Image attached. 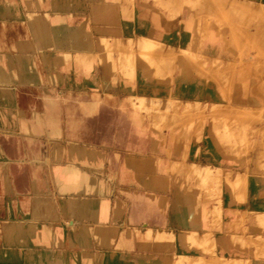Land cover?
Segmentation results:
<instances>
[{
    "label": "rangeland",
    "instance_id": "374dc122",
    "mask_svg": "<svg viewBox=\"0 0 264 264\" xmlns=\"http://www.w3.org/2000/svg\"><path fill=\"white\" fill-rule=\"evenodd\" d=\"M16 1L17 13L0 15V58H6L0 68L15 104L0 105V116L15 121L0 127V151L24 157L28 180L22 188L1 151L0 197L12 198V221L27 233L33 223L49 242L42 249L28 247H40L38 237L8 243L2 233L11 220L0 219V264H264V203L262 210L246 209L251 190L254 205L264 198V0ZM39 16L45 18L39 32L65 17L80 31L76 39L64 31L51 36V46L38 44L28 22ZM56 53L65 56L50 68ZM21 55L31 58L36 84L19 82ZM184 85L202 90H179ZM49 94L63 95L59 137L45 123L19 135V119L45 121ZM78 95L93 100L94 140L65 127L62 108ZM60 137L58 160L53 150ZM68 139L99 153L100 163L80 169L104 189L79 195L57 189L54 169L65 165ZM155 153H161L162 218L170 194L179 208L192 200L194 229L180 230V219L176 233L149 223L129 228L132 190L152 201L148 156ZM124 166L131 168L127 175ZM72 197L102 200L104 214L90 220L75 213ZM81 230L89 231L92 245H81ZM102 234H109L106 245Z\"/></svg>",
    "mask_w": 264,
    "mask_h": 264
},
{
    "label": "crops",
    "instance_id": "0c3cea01",
    "mask_svg": "<svg viewBox=\"0 0 264 264\" xmlns=\"http://www.w3.org/2000/svg\"><path fill=\"white\" fill-rule=\"evenodd\" d=\"M17 1L15 0H0V15H6L9 12H13V14L17 13L18 10L15 7L17 4H15ZM43 17V16H42ZM43 20V18L39 17H35L34 19L32 18L29 22H28V28L30 29L31 33L33 34V37L35 38L36 42H38V44L41 45H45V46H51V36L53 34H60L63 33L64 31H70L72 34V37H74L76 39L77 34L79 33L80 29L75 28L72 26V21L73 18L70 17H65L62 18L61 20H56L53 21L54 23H56L57 25H45V29L42 30L41 32H39V27L41 26V22L39 20ZM65 39V38H63ZM68 39V38H67ZM62 40V37L59 38V41ZM78 43H74L73 45H76ZM81 45V43H79L77 46ZM29 45L26 46H22L21 49L23 50V48H27ZM80 47V46H79ZM60 54V53H56L55 55ZM0 59H6L5 57H2ZM22 65V70L23 73L19 74V82H23V84L25 85H31V84H36L37 78L34 77V73L33 71H31V58L30 57H26V56H19L18 59ZM7 79H8V73H5L3 71H1L0 68V105H10L13 106L15 105L14 103H12L11 100V96H10V92L8 89H6V83H7ZM182 91H200L202 90L201 88L198 87H191L188 85H184L183 87H181ZM61 95V94H57L56 96ZM46 100H45V106L47 108L46 113H45V121L43 120V118H36L34 116V120H37L39 122H41L42 124L45 123V125L47 126V128L49 126H52L56 129L55 132H49L51 135H54L55 137H59L60 133H61V129H60V124L62 122L61 120V105L60 102L61 99L59 100H55L51 94L49 95H45ZM82 96L80 95L78 99H74V100H69L70 103L72 104V106L70 107H66L65 110L69 111V112H76L79 113V116L76 118L77 124H78V129H76L73 133L72 130L70 131V133L73 135L75 132H77V130H79L80 128L83 130V132H85V134L87 136H85L86 139H91L94 140L93 138H95V134H98V130H96V128L93 127V120H95V118L97 117V113L96 110L94 108V105L92 104L91 101H93L92 99H88L87 96H85L86 98H81ZM63 109V108H62ZM50 116H56L57 120L53 121L52 124H49L47 122L48 118ZM65 120H64V124L65 127L68 129L69 128V124L67 122L68 118L67 116L64 114ZM94 118V119H93ZM10 119V125H5L4 123H1L2 120H8ZM15 124V121L10 117V116H6V115H2L0 116V127H13ZM89 125L90 129L92 128L93 130L91 131H86V126ZM3 129V128H2ZM1 130V129H0ZM21 130V131H20ZM30 131H40V129L38 130H30ZM30 131H24L21 129V127L18 129L19 135H25V136H30L29 133ZM2 132V131H1ZM29 138V137H28ZM31 138V137H30ZM33 138V136H32ZM31 138V139H32ZM61 140L60 138H57L55 141V147H54V157H56L58 160H61L62 158V148L60 146L61 143H59ZM70 141H68L69 143V150L66 153V162L64 163L65 165H56L55 169H54V177H55V183L57 186V189L61 192L64 193H68V194H72V195H79V194H83L86 191H91V192H97L99 190H102L105 188V183L102 182V180H97L94 181L92 180V177L90 176L89 172H85L82 171L80 169V166L82 164L84 165H97L98 163H100L101 161V156L99 155V153H95L93 151L92 148H90L89 146H81L79 144H76V141H71V139H68ZM2 154H4V158L7 157L10 159V165H9V171L11 174H13L12 177H15V175H19V182L21 184V187L24 189H27V180H28V175H27V165L28 162L24 159V157L22 158H16L14 155V153L12 151L8 152L7 150H5V148L1 149ZM1 151H0V159L2 158L1 155ZM141 158V156H136ZM145 157V156H143ZM154 159V174L152 175V180L148 182L149 185H152L154 187V192L152 195V201L150 200V203H148L149 201H147V198L144 195V191L140 192L139 190H136L137 192L135 193L134 190H132L130 196L132 198V201L129 205L130 208V216L128 217V223L129 222H133V224L130 226L129 228H142L148 225L157 228V227H161L160 229H171L170 231H172L173 233L179 232L180 230H183L182 228L185 229H191L194 227V223L193 221L195 219H197V215L195 216L194 214L191 216V213H193V208L189 207L190 203H193L194 201L191 200V202L188 200L185 203H181L184 206H181L179 208V199L177 196H173L172 194L169 195V201L167 202V207H166V215H164V219L162 218L163 215L161 214L162 211H160L159 209V203L161 201V197L162 194L160 192H158L157 190H159L161 188L162 185V180H163V175L161 174V165L158 163L161 158V153L160 154H154L152 155V157L148 156V160ZM8 160V159H7ZM144 160H147V158L145 157ZM17 164V166L20 169H17L16 171L13 170L12 165L11 164ZM16 166V165H15ZM16 166V167H17ZM121 169L122 174L127 175L128 171L131 169L129 166H124ZM18 177V176H17ZM6 178V177H5ZM130 180H133V175H129ZM146 178V176H145ZM145 178H143L141 180V182H145ZM172 183V182H171ZM130 186L128 187H132L133 185L136 187H139L140 185L137 184H129ZM68 186V189H66L65 187ZM135 187V188H136ZM171 187H175V185H171ZM136 195V196H135ZM150 195V194H149ZM135 196V197H134ZM249 198H250V202L248 204V208H246L247 210H262L263 203H264V198H260L259 201L256 203V205H254V201H255V192L253 190H251V192H249ZM181 202V201H180ZM12 198H2L0 197V204H4V208L2 206H0V219H5V220H11V222L7 223L4 225V231L2 233V236H4V240L6 242H17L16 241V237H17V225L15 220L17 219V212L13 211V207H12ZM10 204V206H8ZM71 207L74 208V212L77 213L76 211H79V215H85V218L88 219H95L99 216H101L102 214H104L105 211V204L102 200H90V199H77L76 197H72V202H71ZM193 207V206H192ZM246 207V206H245ZM73 212V213H74ZM179 212H181L179 214ZM179 215V216H178ZM124 221L125 216H124ZM178 219H180L182 222L180 224V230H178ZM198 220V219H197ZM177 222V223H176ZM203 223V222H202ZM18 224V222H17ZM20 224V222H19ZM200 224V223H199ZM28 227H31V224L26 225ZM195 226L198 227V223L195 224ZM256 225H254V223L252 222V224H250V228L251 229H255L254 234L257 236L259 234V232L257 231L256 227H254ZM35 228V226H34ZM125 227L122 228V230H124ZM194 229V228H193ZM41 230V229H40ZM32 232L31 234H29L28 238L31 240V238L33 239V237H38L37 238V244L40 247L37 246H32L28 244L29 248H43V246L48 243V239H43L39 232ZM161 231V230H160ZM176 231V232H175ZM252 232V231H251ZM42 234H44V231H42ZM100 234V233H99ZM110 234V233H109ZM109 234H102L101 238L99 239V242H101L102 244L106 245L108 244V240H109ZM264 235V234H263ZM255 236V237H256ZM220 237V236H218ZM76 238L79 240V242L81 243V245H83V247H88L90 245H92L91 242V237H90V233L89 231L86 230H81L78 232V234L76 235ZM10 240V241H7ZM256 264H259L258 262H256Z\"/></svg>",
    "mask_w": 264,
    "mask_h": 264
},
{
    "label": "bare ground",
    "instance_id": "6f19581e",
    "mask_svg": "<svg viewBox=\"0 0 264 264\" xmlns=\"http://www.w3.org/2000/svg\"><path fill=\"white\" fill-rule=\"evenodd\" d=\"M144 39V38H143ZM63 54V53H62ZM62 54L60 53V54H57V55H55L54 54V57L52 56L51 58H50V61H49V63L47 62L46 64H47V66L48 67H50V68H54V66H57L58 64H59V61L58 60H60L62 57H64L65 56V54H64V56H62ZM45 55H46V53H45ZM48 55V54H47ZM51 56V55H50ZM68 56V55H67ZM45 60H46V58H45ZM49 60V59H48ZM47 61V60H46ZM66 63V62H65ZM66 67V66H65ZM58 68H60V67H58ZM71 95V97H72V93L70 94ZM86 95V94H85ZM65 96V95H64ZM76 96V95H75ZM79 96V95H78ZM63 97V95L61 94V95H58V96H56L55 98H53V99H55V100H58V99H61ZM67 96H65V98H66ZM77 98V97H76ZM81 98H86V97H84L83 95H82V97ZM133 98H135V97H133ZM143 98V97H142ZM141 98V99H142ZM78 99V98H77ZM71 100H74L73 98L71 99ZM66 102V101H65ZM70 102V101H69ZM144 108V107H143ZM63 110H64V114L67 116V118H68V120H67V122H68V124H69V128H68V130L69 131H71L72 130V133L76 130V129H78L79 127H78V124H77V121H76V118L79 116V113H76V112H69V111H66L65 110V108H63ZM61 114V113H60ZM19 116V115H18ZM18 119H19V117H18ZM57 120V117L56 116H50L49 118H48V120H47V122L49 123V124H52L53 123V121H56ZM19 121H20V123H19V128L21 127V129L22 130H24V131H30V130H38V129H40L42 126H43V124L41 123V122H39V121H37V120H34L33 119V122H31V123H29L28 122V120H20L19 119ZM5 122V123H4ZM1 123H4L5 125H10V119H8V120H2L1 121ZM47 129V128H46ZM48 131L49 132H55L56 131V129L54 128V127H52V126H49L48 127ZM91 130H93L92 128L90 129V126L89 125H87L86 126V131H91ZM66 189H68V186L67 187H65ZM32 221V220H31ZM34 222V221H33ZM179 223L181 224L182 222H180L179 221ZM16 225H17V237H16V241L19 243L20 241H22L23 240V242H24V240H27V239H29L28 238V236H29V234H31L32 232H38L39 230H37L36 228H34V224L32 223L31 224V227H28V226H26V228L28 227L29 229H30V231H28V233L25 231V229H24V226L20 223L19 224V222H18V224H17V222H16ZM36 225H38V224H36ZM23 226V227H22ZM180 235V234H179ZM180 238V237H179ZM30 240V239H29ZM73 241V240H72ZM27 242V241H26ZM36 242H37V239H36ZM20 244H21V242H20ZM35 253V252H34ZM35 256H36V253L34 254ZM34 255H33V257H34ZM121 260V259H120Z\"/></svg>",
    "mask_w": 264,
    "mask_h": 264
}]
</instances>
